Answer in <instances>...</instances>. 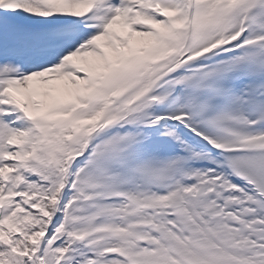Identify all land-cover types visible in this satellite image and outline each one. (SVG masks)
I'll list each match as a JSON object with an SVG mask.
<instances>
[{
    "label": "snow or ice",
    "instance_id": "obj_1",
    "mask_svg": "<svg viewBox=\"0 0 264 264\" xmlns=\"http://www.w3.org/2000/svg\"><path fill=\"white\" fill-rule=\"evenodd\" d=\"M0 264H264V0H0Z\"/></svg>",
    "mask_w": 264,
    "mask_h": 264
}]
</instances>
